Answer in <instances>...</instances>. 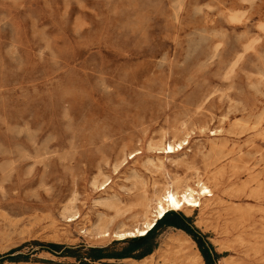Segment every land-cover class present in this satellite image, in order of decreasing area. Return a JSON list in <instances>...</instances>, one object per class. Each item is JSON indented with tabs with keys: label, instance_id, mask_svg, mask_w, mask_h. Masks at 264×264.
Here are the masks:
<instances>
[{
	"label": "rangeland",
	"instance_id": "1",
	"mask_svg": "<svg viewBox=\"0 0 264 264\" xmlns=\"http://www.w3.org/2000/svg\"><path fill=\"white\" fill-rule=\"evenodd\" d=\"M174 178L218 195L175 211L216 264H264V0H0V264H190L161 257L171 236L202 255L173 226L89 257Z\"/></svg>",
	"mask_w": 264,
	"mask_h": 264
},
{
	"label": "bare ground",
	"instance_id": "2",
	"mask_svg": "<svg viewBox=\"0 0 264 264\" xmlns=\"http://www.w3.org/2000/svg\"><path fill=\"white\" fill-rule=\"evenodd\" d=\"M185 142L186 140L165 142L164 146L162 147V152L167 153L168 155L179 152L180 150L184 149V144L188 143ZM221 171L223 170H219L218 173L220 172L221 174ZM220 176H222V174ZM220 176H218V174L213 176L215 187L219 191L222 189ZM217 196L212 192V189L209 187V185H207L202 180L198 181L197 188H195L188 183H184L180 179L174 178L167 184L163 193L157 195L152 200L154 202V206L149 205L151 207V216L143 223V225L137 226L133 229L116 231L113 232V235L117 239L146 235L154 228L158 220L162 219L169 211L182 210L187 212L189 215H191L196 209H199L200 211H210L217 204ZM228 211L233 214V225L235 227L240 226L238 228L242 233V221L245 217L244 209L230 206ZM73 220H75V218L70 216L69 221ZM99 235L101 237H109L111 232L108 230H103L100 231ZM165 247L166 248H164L161 252V257H164V259L166 258L167 254H173L177 259L187 260V262L190 264H203L202 255L199 252H195L190 244L184 242L179 237L171 236L167 240ZM150 256L153 257V255Z\"/></svg>",
	"mask_w": 264,
	"mask_h": 264
},
{
	"label": "trees",
	"instance_id": "3",
	"mask_svg": "<svg viewBox=\"0 0 264 264\" xmlns=\"http://www.w3.org/2000/svg\"><path fill=\"white\" fill-rule=\"evenodd\" d=\"M187 220L188 219L185 218L180 213L175 212V211H169L162 219L158 220L154 228L150 230L146 235L133 237L127 240L128 246L120 253L119 256H109L103 253L104 251L103 248H93L92 249L93 254H90L89 257L91 258V260H94V261L99 260V259H104V258H111V257L122 258V257L133 256L132 253L134 251L140 250V253L136 255L135 257L141 258L147 254H150L154 250L155 247L151 245L150 239L152 235L155 233V231L164 226H173V227H177V228H181L185 230L194 238V240L198 243L199 248L207 264H216L219 258V254L215 251L212 245L206 246L203 243L201 238L197 236L193 232V230L187 225L186 223ZM49 246L54 251L55 249L57 250V248H61V245L54 244V243L49 244ZM96 252L98 254H94ZM82 264H89V262L85 261V262H82Z\"/></svg>",
	"mask_w": 264,
	"mask_h": 264
}]
</instances>
